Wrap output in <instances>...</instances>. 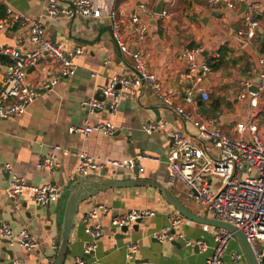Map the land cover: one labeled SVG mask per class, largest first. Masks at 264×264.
Wrapping results in <instances>:
<instances>
[{
	"label": "crops",
	"instance_id": "1",
	"mask_svg": "<svg viewBox=\"0 0 264 264\" xmlns=\"http://www.w3.org/2000/svg\"><path fill=\"white\" fill-rule=\"evenodd\" d=\"M97 1L105 10L115 11L116 20L107 14L99 19H51L44 17L47 7L44 0H0L1 18L7 9H11L40 20L48 41L61 45L66 52L77 48L84 51L76 59L77 74L62 80L51 90H43L42 85L46 81L45 75L59 70V63H52V71L43 70L42 64L28 70L26 79L40 91V97L22 116L0 120V227L8 225L15 234L28 229L39 244L37 249L26 251L18 243H1L0 264H54L66 197L77 176L79 160L76 154L79 153L101 161H123L144 154L149 159L142 162V173L110 167L105 172L107 177L120 181L140 178L158 182L167 186L197 216L215 219L212 212L188 196L182 183L167 184L166 159L173 147L170 135L182 132L191 138L197 136L195 127L185 122L175 107L193 113L197 110L202 117H212L222 133L233 138L238 137V124L253 122L264 139V94L257 108L250 106V93L262 85L264 0H232L233 8L225 4L212 5L205 0ZM70 2L60 0V5L69 7ZM162 2L167 16L157 13ZM142 6H146L148 12ZM133 15L147 25L143 40L139 39L132 23ZM251 20L258 23L252 38L247 36ZM115 23L121 30L123 42L133 51L142 52L149 72L156 76L164 96L171 98L172 106L166 105L147 87L139 89L136 95L124 93L116 114L106 110L89 114L82 106L90 98H100V88L107 87L115 75L136 76L133 58L123 54L113 39ZM1 46L32 50L29 27L14 25L0 30ZM191 49L201 50L197 56L200 64L215 54L218 60L221 49L226 54L221 67L202 82L209 94V100L202 104L208 109L207 116L202 114L199 101L195 105L184 102V94L192 85L186 77L184 52ZM7 65L6 62L0 64V88L7 75ZM243 93L246 97L239 98ZM85 122L93 126L111 123L116 131L111 136L96 131L88 136L70 133L71 128L82 127ZM149 123L158 126L150 135L143 130ZM244 138L250 141L249 132H245ZM55 146L70 153H58V166L54 172L41 169V159ZM7 165L11 166L10 170L5 169ZM13 175L24 178L33 186L56 184L63 190L62 197L41 210L29 194H23L15 203L6 192ZM100 205L104 206L98 219L103 235L95 241L94 254L87 258L84 250L93 239L85 232V218ZM134 210H148L154 216L131 224L127 233L112 225L114 217ZM172 215L181 214L154 187L101 191L79 206L65 264H77V258H83L84 264H205L213 255L214 228L219 227L209 225L210 232H204L202 226L208 224L196 223L181 215L187 221L177 228L174 242L160 243L153 239V233L168 226ZM198 239L209 243L210 249L205 253L186 246L187 241ZM131 243L140 245L135 259L128 258L127 246ZM261 246L264 252V244ZM5 247L14 251L13 257L2 250ZM234 253H243L236 238L230 244L224 264H249L246 257L236 261Z\"/></svg>",
	"mask_w": 264,
	"mask_h": 264
},
{
	"label": "built area",
	"instance_id": "2",
	"mask_svg": "<svg viewBox=\"0 0 264 264\" xmlns=\"http://www.w3.org/2000/svg\"><path fill=\"white\" fill-rule=\"evenodd\" d=\"M212 5L225 4L233 8L232 0H205ZM243 2L244 0H237ZM46 13L44 17L51 19L75 17L99 19L104 14L116 20L117 14L112 9L105 10L97 0H71L69 7L60 5V0H44ZM148 12L146 6H142ZM167 16V12H162ZM132 23L140 40L146 35L147 25L142 23L136 15L132 16ZM18 25L29 27V39L34 46L32 50L23 51L21 48L0 47V57H7L10 63L7 65V75L0 88V120L22 116L27 109L35 103L41 93L35 85L28 82L26 74L31 68L43 65V70L52 71V63L60 64L59 70L52 75H45L46 81L42 85L43 90L55 88L62 80L74 77L78 66L76 59L83 55L84 51L77 48L72 52H66L61 45H57L45 38V28L40 20L31 19L21 13L7 9L5 15L0 18V30ZM247 32L248 37H254L258 23L250 22ZM121 30L115 23L113 28V39L119 50L133 58L136 76L129 78L115 75L111 78L107 87L100 88L99 95L104 99L90 98L82 103L89 114L100 111H108L110 114L119 112L124 93L136 95L143 87L150 88L163 102L172 106L171 98L164 96L163 90L154 74L150 73L141 51H133L130 46L123 42ZM200 49H191L184 52L187 61L186 77L192 82L190 88L185 92L184 102L195 105L199 102H207L209 94L202 86V82L212 72L213 64L218 55L215 54L200 64L197 56ZM2 61H0V64ZM262 85L251 92L250 106L255 109L264 94V60L261 59ZM243 93L239 98H245ZM177 114L185 121L190 122L197 130V136L191 138L182 132H173L170 135L173 147L167 155V184L173 186L182 183L190 198L206 207L212 212L214 218L224 223H229L240 230L249 244L259 262L264 258L258 250V244H264V139L258 133V127L253 122L240 123L237 125L238 137H229L222 133L217 127L215 119L202 117L199 111H187L183 107H175ZM157 125L146 124L143 128L147 134H152ZM101 132L106 136L115 133L116 127L111 123H99L91 125L85 122L82 127H73L70 133H80L88 136L93 132ZM249 132L250 141L245 140L244 134ZM68 155L70 152L62 150L59 146L52 148V152L43 157L39 167L54 172L58 166V153ZM78 156L77 176H87L106 172L110 167L118 169H129L133 172L144 171L142 162L149 159L144 154H138L123 161H101L85 153ZM5 169L10 170L7 165ZM214 180L217 181L214 184ZM8 197L15 203L23 194H29L37 206L45 207L58 201L62 197L63 190L56 184H45L33 186L22 177L13 175L8 188ZM104 209L100 205L91 210L85 218V232L93 239L86 245L84 255L94 251L95 241L103 235V229L98 222L99 211ZM154 216L148 210H134L129 213L116 216L112 219L114 227L123 228L130 226L145 218ZM187 219L181 215L169 217V224L165 228L154 232L152 237L160 243L174 242L177 228ZM189 221V220H188ZM204 232H210L209 225L202 226ZM213 255L205 264H224L225 256L230 244L235 237L233 233L223 228H214ZM0 237L10 240L11 244L18 243L26 251H32L39 244L31 237L28 229L15 234L8 225L0 227ZM187 247H195L205 253L210 249L209 243L198 239L187 241ZM128 258L135 259L140 250V245L131 243L127 246ZM233 258L240 262L245 259L244 253H234ZM77 264H84L83 258H77Z\"/></svg>",
	"mask_w": 264,
	"mask_h": 264
},
{
	"label": "water",
	"instance_id": "3",
	"mask_svg": "<svg viewBox=\"0 0 264 264\" xmlns=\"http://www.w3.org/2000/svg\"><path fill=\"white\" fill-rule=\"evenodd\" d=\"M163 12V2L160 3L157 7V13L161 15ZM100 97V95H98ZM103 100V97H100ZM203 102H199V106H201V112L204 116L208 115V109L202 106ZM215 117V115H212ZM142 186H151L158 189L163 197L168 201L171 205H173L176 210L185 218L190 221L200 223V224H208L211 226H216L219 228L226 229L233 233L234 237L238 240L241 245L242 251L248 261L249 264H264V258L261 262L258 261L252 246L249 244L244 234L238 230L235 226L224 223L216 219H211L207 215L200 217L195 213L186 208L171 192V190L158 182L144 179H135V180H115L107 177L105 172L100 174H92L87 176H76V179L72 182L69 187L68 195L66 197V202L64 206V212L62 216V224H61V235L59 240V247L57 249L56 259L54 264H65V259L67 256L70 236L75 223V216L78 212L79 206L82 202L87 201L95 196H97L101 191L115 189V188H129V187H142ZM50 206V204L48 205ZM42 207H38V210H41ZM119 228V227H115ZM121 230L124 233H127L129 227H123ZM5 243L6 245H11V241L7 239H0V244ZM258 250L261 254L262 251L261 244L257 245ZM261 248V249H260ZM3 251L10 254L13 257V250H8L7 247L2 249ZM195 250L198 251L197 248ZM199 252V251H198ZM94 252H91L89 255H86L87 258H91Z\"/></svg>",
	"mask_w": 264,
	"mask_h": 264
},
{
	"label": "trees",
	"instance_id": "4",
	"mask_svg": "<svg viewBox=\"0 0 264 264\" xmlns=\"http://www.w3.org/2000/svg\"><path fill=\"white\" fill-rule=\"evenodd\" d=\"M223 49H221L220 52H219V54H220L219 59L216 60L213 64H211L212 71H217L221 67V65L223 63V60H224V58L226 56V54L224 53ZM0 61L6 62V63H10L11 62L10 59H8L7 57H0Z\"/></svg>",
	"mask_w": 264,
	"mask_h": 264
}]
</instances>
